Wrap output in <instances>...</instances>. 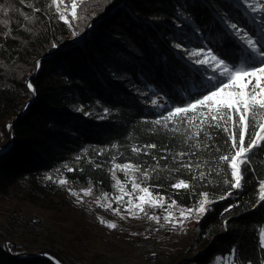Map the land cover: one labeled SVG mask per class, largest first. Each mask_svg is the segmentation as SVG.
Masks as SVG:
<instances>
[{
    "label": "trees",
    "instance_id": "obj_1",
    "mask_svg": "<svg viewBox=\"0 0 264 264\" xmlns=\"http://www.w3.org/2000/svg\"><path fill=\"white\" fill-rule=\"evenodd\" d=\"M76 4L73 18L72 0H0V198L20 194L11 200L16 206L37 197L66 199L65 185L109 193L122 176L114 164L139 165L137 183L164 198L158 201L163 207L145 204L141 214L159 220L171 212L175 227L191 235L187 246L176 244L175 256L169 254L165 262L158 254L155 264H218V258L228 264H264V202L258 203L264 151L251 155L245 183L231 189L216 170L232 143L227 133L205 126L211 140L203 132L189 138L195 129L186 122H169L167 128L153 123L207 94L204 86L213 70L196 64L204 56L188 57L185 48L223 51L240 64L246 45L228 25L236 23L264 43V12H253L252 0ZM134 147L142 150L134 152ZM181 180L189 188L172 187ZM200 193H208L214 203L203 215L185 211L181 216V209H194L205 199ZM172 201L176 204L169 208ZM72 218L55 208L50 219L58 232L53 228L43 245L19 236L10 247L0 235V264H81L85 256H75L73 242L61 239L76 226ZM173 232L151 228L138 238L172 239Z\"/></svg>",
    "mask_w": 264,
    "mask_h": 264
},
{
    "label": "snow or ice",
    "instance_id": "obj_2",
    "mask_svg": "<svg viewBox=\"0 0 264 264\" xmlns=\"http://www.w3.org/2000/svg\"><path fill=\"white\" fill-rule=\"evenodd\" d=\"M51 3L57 4V0H51ZM60 3L63 4L64 0H60ZM76 7V0H72L73 18H76ZM250 7L253 12H264V0H257V4L250 5ZM56 11L60 13V19H65V13L61 11L59 6L56 8ZM224 23H227V21L225 20ZM228 26L246 45V59L242 63L236 64L223 51L218 54H213V49H209L207 52L203 50L200 52L193 51L191 55L196 57L204 56V59H195L194 62L196 64L207 65V67L213 70V75L208 78L209 83L204 86V91L207 94L200 96V98L195 99L191 103H187L183 107L173 108L167 112V115L161 116L159 119L153 121V123L163 125L167 128L169 122H175L176 120L186 122L190 128L195 129L189 138L199 137L201 132H203L211 140L212 137L205 131V126L208 128L215 127L227 133L228 139L232 143L225 154L219 156L216 170L218 174H225V184H230L231 189H238L245 183V167L250 163L251 155L258 149L264 151V43L260 39H253L252 35L238 28L236 23H231ZM73 35H76V33H73ZM37 68H39V62H37ZM245 77L247 80L243 79ZM28 87L33 92L35 91L31 83L28 84ZM152 103L156 105L158 102L153 100ZM189 111L193 114L190 118L188 117ZM196 120H199V123H194ZM173 130L178 131V129ZM147 147H155V145ZM141 150L136 147L133 148L134 152ZM216 151H219V149H216ZM179 155L184 154L181 153ZM225 165H227V169H230V180L227 178ZM185 167L190 168L191 165L187 164ZM114 168L121 171L127 169L140 170L139 165L133 164H114ZM143 174L145 179H147L149 172L144 171ZM204 175L205 173H200L201 178ZM113 177L115 178V172H113ZM48 178L50 179L51 177ZM59 182L61 184L66 183L63 179ZM117 186L122 188L119 180L114 185V187ZM172 187L176 189H187L189 185L181 180L177 184L172 185ZM136 189H139L144 195L137 197L139 200L138 204H133V200L131 198L128 199L129 215H137V212L132 210L133 208L144 212L143 205L145 204H148L149 207H163V204L158 203V201H163L164 198L153 197L149 187H141L139 184L133 183V192ZM70 191L72 190L70 189ZM83 191L87 195L91 192V189L89 188ZM72 194L77 195L74 191ZM231 194V191L226 193V195ZM200 195L205 199L199 201V206L194 209H181V216H184L185 211L189 214L192 211H196L200 215H203L208 210L210 204L214 203V201L207 199L209 196L208 193H200ZM104 196L107 197V194L105 193ZM224 198L225 196L220 197V199ZM115 199L119 202L122 196H116ZM260 202H264V181H260L258 203ZM175 204L176 201H172L169 208ZM102 206L111 207V204ZM170 215L171 212H168L164 219L167 221ZM149 219L158 221V217L156 216H150ZM100 220L101 223H106L110 228L116 227L114 223L105 221L103 218H100ZM260 243L264 247V229H261ZM218 264H221L219 258Z\"/></svg>",
    "mask_w": 264,
    "mask_h": 264
},
{
    "label": "rangeland",
    "instance_id": "obj_3",
    "mask_svg": "<svg viewBox=\"0 0 264 264\" xmlns=\"http://www.w3.org/2000/svg\"><path fill=\"white\" fill-rule=\"evenodd\" d=\"M252 1L254 5L257 4V0ZM64 10L67 11V9ZM185 49H187L185 52H187L188 57H196L191 55L193 51L197 52L194 47H186ZM243 79L247 80L246 77ZM121 174V177L115 179L113 190L111 189L109 193H106L107 197L104 196L105 193L96 192L92 189L86 195L83 190L89 189L88 187L65 185L67 186L65 187L67 193L64 195L66 199L59 195L46 200L37 197L35 201L24 199L23 204L16 206L13 205L11 200L15 202L20 194L11 192L6 198H0V235L3 242L17 244L18 237L23 236L32 239L33 245H43L53 228L56 233L58 232L54 226L56 223H53L50 219L56 208L60 211H66L70 216L73 215L71 220L76 226L73 230H70L73 227L71 222H68L66 226L70 232L63 234L61 239L65 243L73 242L70 245L72 248L74 247L73 253L75 256H85L80 260L81 264H155V257L158 254L159 256L163 255L164 261L167 262L170 258L169 254L175 256L176 244L184 247L188 245L191 236L189 231H182L180 227H175L177 218L173 215V218H169L167 221L164 217H161L158 221H155L156 223H153L154 221L135 208L132 210L136 211L137 215H129L128 199L131 198L133 204H138L137 197L144 194L139 189L133 192V183H137L133 169L121 171ZM117 180L120 181L122 188L114 187ZM73 191L77 195H73ZM116 196H122L121 201L118 202L115 199ZM109 203L111 207L102 206ZM100 218L114 223L116 227H108L106 223H101ZM30 219L34 220L35 228L29 226L30 229H25L18 226L19 222L23 226H28L26 221ZM191 219L193 218L191 217ZM151 228L154 231L172 228L174 230L172 239L171 237L168 239L165 237L156 239L138 238ZM141 242H151L159 246L160 249L151 251L153 257L150 259L146 256ZM68 247L70 248V246ZM221 264H228V262L224 260Z\"/></svg>",
    "mask_w": 264,
    "mask_h": 264
},
{
    "label": "built area",
    "instance_id": "obj_4",
    "mask_svg": "<svg viewBox=\"0 0 264 264\" xmlns=\"http://www.w3.org/2000/svg\"><path fill=\"white\" fill-rule=\"evenodd\" d=\"M26 223L28 224V226H25V225L23 226V224H20V222H19L18 226H22L25 229H27V228L30 229L29 226H32V228H35L36 227V224L34 223V220L33 219L27 220ZM14 245H15L14 242H10L8 244V246H10V247L11 246H14ZM141 246L145 250L146 256H148V258H150V259L153 257L152 252L153 251H157L158 249H160L159 246H156V245L152 244L151 242H141Z\"/></svg>",
    "mask_w": 264,
    "mask_h": 264
}]
</instances>
